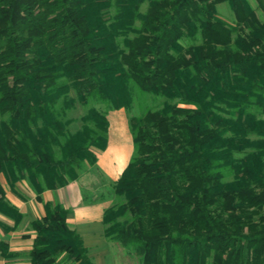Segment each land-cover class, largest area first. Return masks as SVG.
Returning a JSON list of instances; mask_svg holds the SVG:
<instances>
[{
  "label": "trees",
  "instance_id": "obj_1",
  "mask_svg": "<svg viewBox=\"0 0 264 264\" xmlns=\"http://www.w3.org/2000/svg\"><path fill=\"white\" fill-rule=\"evenodd\" d=\"M122 108L135 153L113 182L108 239L138 264H264V21L251 0H0L3 230L25 218L5 184L41 198L91 173ZM70 213L49 201L30 223L32 264H94ZM0 253L16 255L7 241Z\"/></svg>",
  "mask_w": 264,
  "mask_h": 264
},
{
  "label": "crops",
  "instance_id": "obj_2",
  "mask_svg": "<svg viewBox=\"0 0 264 264\" xmlns=\"http://www.w3.org/2000/svg\"><path fill=\"white\" fill-rule=\"evenodd\" d=\"M123 109L118 110L121 112ZM109 121L108 145L105 150H97L99 156L97 164L105 169L106 174L112 178L111 182H116L131 160V148L118 145L114 149L111 142L112 123L110 118ZM121 122L120 126L125 129L123 121ZM90 175L91 173H87L80 180L73 181L59 189L47 190L43 192L41 198L26 181L18 184L17 191H13L5 184L7 197L24 213L25 218L17 228L10 232L4 231L0 226V242L7 241L10 251L16 254L8 258L0 253V264H32L30 257L24 256L26 253L29 254L35 238V230L30 227V223L45 215V203L49 201L62 204L70 210L68 221L82 236L94 264H103L109 256L112 257V264H116L115 256L117 254L114 250L105 249L108 245L114 249L116 245V242L108 239L105 234L104 214L109 208L107 207L108 203L96 206L84 202V188L87 189L88 186L93 188L92 183L87 182ZM97 186L99 187V185ZM0 220L9 226L14 224L13 221L2 215H0ZM116 247L118 246L116 245Z\"/></svg>",
  "mask_w": 264,
  "mask_h": 264
},
{
  "label": "rangeland",
  "instance_id": "obj_3",
  "mask_svg": "<svg viewBox=\"0 0 264 264\" xmlns=\"http://www.w3.org/2000/svg\"><path fill=\"white\" fill-rule=\"evenodd\" d=\"M251 2L253 6L256 8L257 13L261 18V20L264 21V11H262L257 6L255 0H251ZM145 8L146 7L144 6V9ZM219 13L225 20L229 22H234L235 20L234 14L227 5V3H223L219 5ZM141 104H143L144 106L145 104L144 101L143 103L141 102L138 103L136 111L138 112L141 111ZM146 104L149 106H155V105H159V101H153L151 99H148ZM82 113H84V109L82 107H79V109L73 113V116L79 117ZM108 116L112 123L111 142L114 145V149H116V146L118 145L128 146L129 148H131V158H132V156L135 153V146L133 142L132 131L129 125L130 113L126 109H123V111L121 112L119 110L113 109L108 112ZM121 121H123L125 129L124 127L120 126ZM79 125L80 123H76L73 128L76 129L77 127H79ZM111 181L112 178L106 174L105 169L100 164H97L95 168H93L91 175L88 177V181H87L88 183H92L91 185H93L92 186L93 188H91V186L90 187L88 186L87 189L83 190L84 194L88 197L87 203L89 205L95 204L96 206H102L108 203L107 207H110L115 203L120 202L121 198L113 193V182ZM96 184L99 185V187ZM116 245L118 247H116ZM116 245L114 249L110 245H108V247L105 248L108 249V251L114 250V252L117 254L115 256L117 258L116 264H138V258L135 255H132L127 250L121 248L117 243ZM24 256L27 258L29 254L26 253ZM112 263H113L112 257L110 256L106 258V260L103 262V264H112Z\"/></svg>",
  "mask_w": 264,
  "mask_h": 264
}]
</instances>
